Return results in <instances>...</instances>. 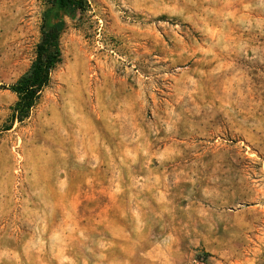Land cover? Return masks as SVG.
I'll list each match as a JSON object with an SVG mask.
<instances>
[{
	"label": "rangeland",
	"instance_id": "374dc122",
	"mask_svg": "<svg viewBox=\"0 0 264 264\" xmlns=\"http://www.w3.org/2000/svg\"><path fill=\"white\" fill-rule=\"evenodd\" d=\"M28 119L46 0H0V264H264V0H87Z\"/></svg>",
	"mask_w": 264,
	"mask_h": 264
},
{
	"label": "trees",
	"instance_id": "16d2710c",
	"mask_svg": "<svg viewBox=\"0 0 264 264\" xmlns=\"http://www.w3.org/2000/svg\"><path fill=\"white\" fill-rule=\"evenodd\" d=\"M48 9L43 15L42 36L36 47V58L27 74L14 85L5 88L14 93L18 101L14 116L19 122L28 119L44 90L49 87L51 74L62 62L61 38L67 24L66 17L75 18L76 12L88 11L87 0H46Z\"/></svg>",
	"mask_w": 264,
	"mask_h": 264
}]
</instances>
